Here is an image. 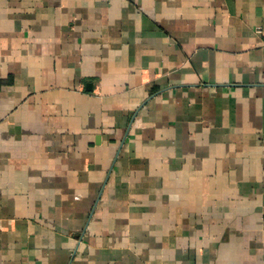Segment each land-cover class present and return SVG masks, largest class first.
I'll return each instance as SVG.
<instances>
[{"label":"crops","instance_id":"0c3cea01","mask_svg":"<svg viewBox=\"0 0 264 264\" xmlns=\"http://www.w3.org/2000/svg\"><path fill=\"white\" fill-rule=\"evenodd\" d=\"M0 264H264V0H0Z\"/></svg>","mask_w":264,"mask_h":264}]
</instances>
